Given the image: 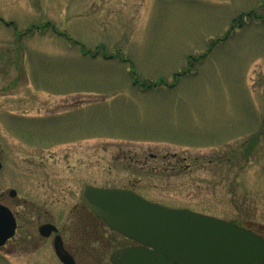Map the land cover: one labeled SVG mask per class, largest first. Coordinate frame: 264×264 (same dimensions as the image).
<instances>
[{
    "label": "rangeland",
    "instance_id": "obj_1",
    "mask_svg": "<svg viewBox=\"0 0 264 264\" xmlns=\"http://www.w3.org/2000/svg\"><path fill=\"white\" fill-rule=\"evenodd\" d=\"M263 16L264 0H0V203L18 224L0 264H60L37 229L71 250L72 213L103 264L134 244L84 217V185L264 238Z\"/></svg>",
    "mask_w": 264,
    "mask_h": 264
},
{
    "label": "water",
    "instance_id": "obj_2",
    "mask_svg": "<svg viewBox=\"0 0 264 264\" xmlns=\"http://www.w3.org/2000/svg\"><path fill=\"white\" fill-rule=\"evenodd\" d=\"M79 199L110 230L138 244L112 252L111 264H264L263 237L226 220L162 206L129 189L84 185ZM15 230L14 215L0 204V247ZM38 230L45 237L57 231L51 224ZM54 247L61 262L72 264L59 236Z\"/></svg>",
    "mask_w": 264,
    "mask_h": 264
},
{
    "label": "flooded vegetation",
    "instance_id": "obj_3",
    "mask_svg": "<svg viewBox=\"0 0 264 264\" xmlns=\"http://www.w3.org/2000/svg\"><path fill=\"white\" fill-rule=\"evenodd\" d=\"M248 15H250V14H248ZM252 16H254L255 18L259 17L255 13H252ZM0 168H1V164H0ZM14 216H15V214H14ZM15 220H16V216H15ZM70 220L72 222L71 229H70L71 233H72V235H71L72 236V241H74L76 243V244H74V246H72L71 250L64 243V239L62 238V235L59 234V229H58V227L56 225H54L52 223H45V224H51V225L55 226V228L57 229L56 232L49 233L46 237L45 236H41L39 234V230L38 229H39V227L41 225L37 229L38 234L41 237H43V238H52V244L50 246H51L53 251L51 250V252L54 254V257L56 258V260H58L57 262H59L60 264H64L57 257L56 252H55V247H54L55 237L59 236L60 239H61V242H62L63 250L72 259V264H103L102 259H101L102 254L100 253V251L95 250V249L94 250L87 249V248L84 249V245L81 246V234H82L81 233V213H72L70 215ZM16 225L18 227L17 220H16ZM16 230H17V228H16ZM15 233H16V231H15ZM83 235H85L84 232H83ZM11 239H9L7 242H9ZM7 242L5 243V245L7 244ZM81 258H82V260H81Z\"/></svg>",
    "mask_w": 264,
    "mask_h": 264
},
{
    "label": "trees",
    "instance_id": "obj_4",
    "mask_svg": "<svg viewBox=\"0 0 264 264\" xmlns=\"http://www.w3.org/2000/svg\"><path fill=\"white\" fill-rule=\"evenodd\" d=\"M88 210V209H87ZM88 212H89V214L88 215H85L84 217H86V216H88V217H91L90 219L91 220H89L90 221V223L94 226L95 224H97V223H93L94 221L95 222H98V224H100V225H104V223L100 220V219H98V218H96L93 214H91V212L88 210ZM85 225H87V223L85 222V219L83 218V220H82V223H81V233L83 234V232L85 233L86 232V230H85ZM106 246V245H105ZM103 247V246H102ZM98 251H100V249H98ZM100 253L102 254L103 252L102 251H100ZM101 259H102V257H101Z\"/></svg>",
    "mask_w": 264,
    "mask_h": 264
}]
</instances>
